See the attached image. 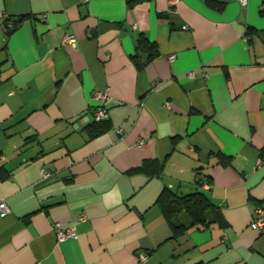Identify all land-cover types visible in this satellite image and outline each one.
Masks as SVG:
<instances>
[{"label": "crops", "instance_id": "0c3cea01", "mask_svg": "<svg viewBox=\"0 0 264 264\" xmlns=\"http://www.w3.org/2000/svg\"><path fill=\"white\" fill-rule=\"evenodd\" d=\"M215 1L0 0V264H264V0ZM165 187L217 211L174 235Z\"/></svg>", "mask_w": 264, "mask_h": 264}, {"label": "trees", "instance_id": "16d2710c", "mask_svg": "<svg viewBox=\"0 0 264 264\" xmlns=\"http://www.w3.org/2000/svg\"><path fill=\"white\" fill-rule=\"evenodd\" d=\"M207 2L213 6H220V4L217 3L215 0H207ZM27 18V15L10 17V19L6 23V30L8 35H11ZM9 23H11L12 25L9 26ZM139 52H146V63L159 55L157 43L149 41V39H147L143 34L139 38L137 54L134 55L135 59L139 57ZM109 127L110 124L108 119L101 122H92L88 128L91 137H95L109 129ZM262 151L264 157V149ZM223 159L224 160H222V162L226 161L225 163H228V161L230 160L227 157ZM205 178H207L208 182L211 181V179H209V176H206ZM202 179L203 177L199 178L198 180L200 184ZM156 203L161 208L166 219L172 225L174 235H177L180 232L191 227L208 224L209 214L215 213L217 211V207L215 206V204L201 190L187 195H178L167 187H165L161 192L159 198L157 199ZM182 213L187 214L189 218L188 224H185L180 221V216L182 215Z\"/></svg>", "mask_w": 264, "mask_h": 264}, {"label": "built area", "instance_id": "2783aa9c", "mask_svg": "<svg viewBox=\"0 0 264 264\" xmlns=\"http://www.w3.org/2000/svg\"><path fill=\"white\" fill-rule=\"evenodd\" d=\"M83 1L88 2L89 0H83ZM177 2L178 0H170V5L171 6L176 5ZM240 3L242 6L245 7L248 5L249 0H240ZM11 25L12 24L9 23V26ZM183 28L188 29L189 27L185 25ZM62 41L64 44H68V43L75 44L76 43V39L75 37H73V35H66ZM173 58H174V55L171 57V59ZM93 99L97 101V105L88 109V113L90 112V115H91V121L101 122V121L108 120L110 118L108 107L111 104V98H110L108 91H95L93 95ZM167 105H170V103L167 102ZM143 144H144V140L143 139L139 140V145H143ZM42 175H43V178H49L51 177L52 172L43 168ZM201 183L206 185L208 184V180L206 178H203L201 180ZM9 212H10V207L7 201H1L0 202V218L5 217ZM80 220H84V216H80ZM252 227L255 229H261V230L264 229V208L260 206L256 208L255 218H254V221L252 222ZM53 229L56 235V239L58 241H65L67 239H71L77 236V229L74 226H67L61 222H56L54 224ZM146 258H147L146 254L141 255L142 260Z\"/></svg>", "mask_w": 264, "mask_h": 264}]
</instances>
